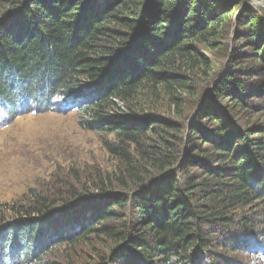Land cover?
<instances>
[{
  "label": "trees",
  "instance_id": "trees-1",
  "mask_svg": "<svg viewBox=\"0 0 264 264\" xmlns=\"http://www.w3.org/2000/svg\"><path fill=\"white\" fill-rule=\"evenodd\" d=\"M250 2L0 0V110L67 104L117 160L96 196L0 204V264H71L55 253L90 238L110 248L94 264H222L218 243L244 246L235 227L264 234V7Z\"/></svg>",
  "mask_w": 264,
  "mask_h": 264
},
{
  "label": "rangeland",
  "instance_id": "rangeland-1",
  "mask_svg": "<svg viewBox=\"0 0 264 264\" xmlns=\"http://www.w3.org/2000/svg\"><path fill=\"white\" fill-rule=\"evenodd\" d=\"M252 1L249 4L253 7H264L263 0H255L262 5ZM238 12L239 9H235L231 14L232 18ZM227 41L228 39L225 43ZM224 54L225 50L222 49L214 51L212 55L220 66L227 64ZM28 100L26 105L30 111L19 112L13 118L2 114L4 119L0 121V204L27 201L31 189L49 192L52 198H68L69 189L74 188L80 193L74 200L76 202L91 195L96 196L97 185L107 175L117 171V160L106 148V142H114V137L97 129L83 128L74 107L55 103L49 109L38 107L35 112L31 109L32 102ZM119 106L125 108L121 102ZM256 235H243L235 227L229 236L238 238L239 244L243 242L244 246L240 245L239 250L226 255L225 248L218 243L221 256L216 262L264 264V234ZM219 241L222 243L228 239L223 238L222 241L220 238ZM105 244V240L90 238L67 247L65 257L61 251L55 254L71 264H94L99 261L100 256L108 253L110 248ZM202 258L204 264L209 263L208 258Z\"/></svg>",
  "mask_w": 264,
  "mask_h": 264
},
{
  "label": "water",
  "instance_id": "water-1",
  "mask_svg": "<svg viewBox=\"0 0 264 264\" xmlns=\"http://www.w3.org/2000/svg\"><path fill=\"white\" fill-rule=\"evenodd\" d=\"M252 2H253L254 4H260V5H262L261 2H258V1H255V0H253Z\"/></svg>",
  "mask_w": 264,
  "mask_h": 264
}]
</instances>
